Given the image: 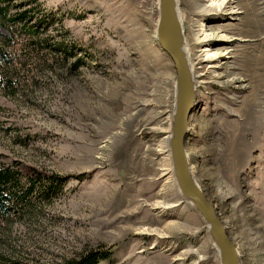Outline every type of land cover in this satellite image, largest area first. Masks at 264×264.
I'll use <instances>...</instances> for the list:
<instances>
[{"label": "rangeland", "instance_id": "1", "mask_svg": "<svg viewBox=\"0 0 264 264\" xmlns=\"http://www.w3.org/2000/svg\"><path fill=\"white\" fill-rule=\"evenodd\" d=\"M230 2L237 11L217 18L178 0L192 64L209 42L196 33L203 18L231 37L211 46L231 52L218 73L194 65L187 152L242 264H264V0ZM6 6L0 264H222L175 181L177 75L157 40L159 0Z\"/></svg>", "mask_w": 264, "mask_h": 264}, {"label": "water", "instance_id": "2", "mask_svg": "<svg viewBox=\"0 0 264 264\" xmlns=\"http://www.w3.org/2000/svg\"><path fill=\"white\" fill-rule=\"evenodd\" d=\"M158 43L171 57L176 69L177 99L174 112L170 153L178 188L209 225L210 235L219 249L222 264H242L238 248L230 238L216 206L196 185L186 151L190 115L196 104L194 82L183 50L184 34L178 16V0H159Z\"/></svg>", "mask_w": 264, "mask_h": 264}, {"label": "bare ground", "instance_id": "3", "mask_svg": "<svg viewBox=\"0 0 264 264\" xmlns=\"http://www.w3.org/2000/svg\"><path fill=\"white\" fill-rule=\"evenodd\" d=\"M201 5H202L203 9L207 10L208 12H211L210 15L215 14V16L217 18H219V17L221 18L220 14H222V9H225L224 10L225 13H229V14H234L237 11L236 7L232 5V2H230V0H201ZM159 7H160V2H159ZM179 12L180 11L178 8V16H179L180 23H181V18H180ZM208 18L209 17L203 18L199 23H197V32H196L197 35H199V36L201 35L202 41L204 40V42L205 41L206 42L209 41V42H207L205 45H203V47H200V49L196 55V58H195L196 62H193V64L190 60L191 58H190V54L188 52V49L185 47V37H184V43H183V50L186 54L188 66H189L190 72H191L192 81L194 82V91H195V97H196L195 101L197 100L198 94H197V88H196V82H195V79L197 76L194 72V65L198 64V67H199L202 63L206 62L208 64L207 67L209 68L208 71H212L213 73H218L219 68L224 64V60L227 59L228 57H230V53H231L230 49H228V48H215L214 49L211 47L212 44H215V43L228 42L231 40V37L229 35H227L225 32H223L222 28H217V29L208 28V25H207V19ZM181 25H182V23H181ZM182 30H183V28H182ZM183 34H184V32H183ZM196 73H198V72H196ZM176 97H177V87H176ZM175 108H176V103H175ZM175 108H174V112H175ZM173 118H174V113H173ZM172 125H173V121H172ZM172 125H171L170 139L172 137ZM190 127L191 126H189V132H190ZM187 144L188 143H186V151H187ZM169 149H170V141H169ZM186 153L188 156V152H186ZM188 159H189V157H188ZM171 161H172V157H171ZM172 167H173V163H172ZM173 171H174V168H173ZM190 171L192 173L191 164H190ZM168 172H169V170H168ZM174 176H175V173H174ZM193 178H194V175H193ZM175 181H176V178H175ZM194 181L196 183L195 179H194ZM176 184H177V181H176ZM196 185L200 188V186L197 183H196ZM177 188H178V185H177ZM178 190H179V188H178ZM178 192L181 195V197L186 201V203H188V202L192 203V202H190V200H187L184 196H182L180 190ZM202 192L205 193L203 190H202ZM162 203H164V202H161V204ZM157 204L160 205V202H157ZM146 231H148V229L142 228L140 230V232H146ZM230 238L232 239L231 235H230ZM238 254H239V251H238Z\"/></svg>", "mask_w": 264, "mask_h": 264}, {"label": "trees", "instance_id": "4", "mask_svg": "<svg viewBox=\"0 0 264 264\" xmlns=\"http://www.w3.org/2000/svg\"><path fill=\"white\" fill-rule=\"evenodd\" d=\"M3 7L0 8V19L3 18L4 13H6L5 11L8 10V7L7 6L5 8H3ZM2 10H4V12Z\"/></svg>", "mask_w": 264, "mask_h": 264}]
</instances>
